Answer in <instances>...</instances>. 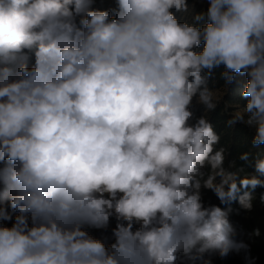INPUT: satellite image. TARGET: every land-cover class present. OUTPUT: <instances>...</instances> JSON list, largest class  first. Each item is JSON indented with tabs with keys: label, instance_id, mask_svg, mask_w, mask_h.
<instances>
[{
	"label": "clouds",
	"instance_id": "1",
	"mask_svg": "<svg viewBox=\"0 0 264 264\" xmlns=\"http://www.w3.org/2000/svg\"><path fill=\"white\" fill-rule=\"evenodd\" d=\"M115 4L0 0V264H256L229 213L264 188V0Z\"/></svg>",
	"mask_w": 264,
	"mask_h": 264
},
{
	"label": "trees",
	"instance_id": "2",
	"mask_svg": "<svg viewBox=\"0 0 264 264\" xmlns=\"http://www.w3.org/2000/svg\"><path fill=\"white\" fill-rule=\"evenodd\" d=\"M192 4L191 14L199 12L202 9V4L196 0H189ZM96 8L99 9H113L116 7L115 0H95ZM176 15L181 18V13H176ZM191 20V17H190ZM216 87H222L223 82L217 79ZM240 91L241 86H232L231 90L228 92L226 99L235 103L240 101ZM242 103V101H241ZM223 103L217 108L216 112L208 113V118L214 124L217 132L222 134L221 144L229 148V155L225 161V166L227 167L230 161H235L237 166L243 164L242 161L238 159L239 154L244 151L251 149L250 144V132L248 129L237 125L236 128L230 129L226 127L225 121L227 116L222 114ZM252 151H257L251 149ZM256 174L252 167L246 166L245 174ZM264 193V188L258 187L255 190V199L253 201L254 207L251 212L240 208L238 203L231 204V211L229 213L230 222L237 229L238 233H243V238L248 240L247 233L255 227L261 228V236L255 237L248 242L251 245V255L255 258L256 264H264V205L260 203V194ZM205 203L219 204L214 194L210 191H204L202 193ZM223 207V206H222ZM93 235L97 237L109 236L108 232H101L97 230H90ZM214 264H244L240 256H231L227 260H220L213 256Z\"/></svg>",
	"mask_w": 264,
	"mask_h": 264
},
{
	"label": "rangeland",
	"instance_id": "3",
	"mask_svg": "<svg viewBox=\"0 0 264 264\" xmlns=\"http://www.w3.org/2000/svg\"><path fill=\"white\" fill-rule=\"evenodd\" d=\"M196 1H199L201 4H202V8H207V0H196ZM192 4L189 2V9H190V13L189 14H183L181 13V19H188L190 20V17H191V8ZM226 89L224 88V86L222 87H216V94L217 96H223L224 93H225ZM195 111H196V114L197 115H200L202 110L199 108V106H197L195 108ZM113 226H114V222H113ZM110 233V232H108Z\"/></svg>",
	"mask_w": 264,
	"mask_h": 264
}]
</instances>
